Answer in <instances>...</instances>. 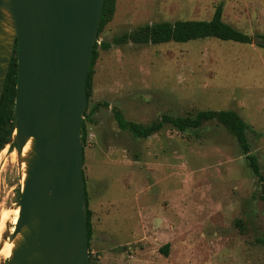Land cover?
I'll list each match as a JSON object with an SVG mask.
<instances>
[{
    "label": "rangeland",
    "instance_id": "1",
    "mask_svg": "<svg viewBox=\"0 0 264 264\" xmlns=\"http://www.w3.org/2000/svg\"><path fill=\"white\" fill-rule=\"evenodd\" d=\"M219 4L223 22L252 44L204 39L98 50L88 106L108 109L85 124L82 167L92 264H264V183L229 132L216 123L186 133L165 126L136 139L118 129L112 112L146 126L165 114L234 111L264 177V51L257 46L264 0H116L98 43L144 25L208 21ZM21 189V159L7 145L0 213L17 206Z\"/></svg>",
    "mask_w": 264,
    "mask_h": 264
},
{
    "label": "water",
    "instance_id": "2",
    "mask_svg": "<svg viewBox=\"0 0 264 264\" xmlns=\"http://www.w3.org/2000/svg\"><path fill=\"white\" fill-rule=\"evenodd\" d=\"M103 4L0 0V104L16 47L11 143L33 140L7 264H89L81 122Z\"/></svg>",
    "mask_w": 264,
    "mask_h": 264
},
{
    "label": "trees",
    "instance_id": "3",
    "mask_svg": "<svg viewBox=\"0 0 264 264\" xmlns=\"http://www.w3.org/2000/svg\"><path fill=\"white\" fill-rule=\"evenodd\" d=\"M115 2L116 0H104L100 25L93 47L91 64L87 73V106L84 112V118L81 122V141L83 146L86 142L85 124L99 109H108V104L105 102L95 104L90 110L88 106L89 99L92 95L94 67L98 58V50L108 51L113 46H124L128 44L138 46L163 45L168 43L185 44L204 39H216L222 42H232L241 45H250L253 43V39L250 36L235 30L223 22L222 4H219L216 7L212 18L208 21L179 20L173 23L161 22L152 25H144L129 33L114 37L110 42L98 43L100 34L102 33L105 26L110 23L113 18L115 12ZM257 46L264 51V35L257 37ZM16 82L17 49L15 47L0 104V152L7 145H9L10 148H16V145L11 143V137L14 131V102ZM112 112L118 129L130 133L136 139H147L160 132L165 126H170L179 133H186L200 130L205 124L216 123L227 130L229 134L235 139L242 155L245 157L248 168L250 169L251 173L257 177L260 186L263 187L264 177L260 172L257 158L251 153L250 145L247 139L248 126L234 111H198L193 116L186 117L165 114L157 122H153L146 126L127 121L124 119L122 113L117 109H113ZM84 192L89 249V242L92 237V212L88 208L85 180ZM260 199L264 202V195L260 196ZM168 250V244L160 249L164 256L168 255ZM89 264H92L90 260Z\"/></svg>",
    "mask_w": 264,
    "mask_h": 264
},
{
    "label": "bare ground",
    "instance_id": "4",
    "mask_svg": "<svg viewBox=\"0 0 264 264\" xmlns=\"http://www.w3.org/2000/svg\"><path fill=\"white\" fill-rule=\"evenodd\" d=\"M32 143L33 140L30 139L24 147L22 154L20 155L22 182L25 180L26 177V161L29 157V154L31 153ZM14 207L15 208L3 210L0 213V264H6L7 260L11 259L13 252L15 251L19 242L22 239L20 234L16 237L12 236L14 226L17 222L19 215L18 205Z\"/></svg>",
    "mask_w": 264,
    "mask_h": 264
}]
</instances>
